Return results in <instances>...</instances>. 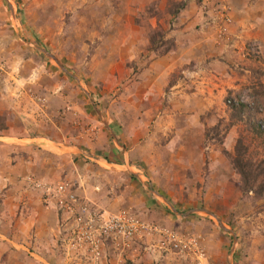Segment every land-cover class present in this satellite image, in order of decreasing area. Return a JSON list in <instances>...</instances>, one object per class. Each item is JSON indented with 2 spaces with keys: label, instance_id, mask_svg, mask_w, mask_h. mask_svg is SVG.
Wrapping results in <instances>:
<instances>
[{
  "label": "rangeland",
  "instance_id": "rangeland-1",
  "mask_svg": "<svg viewBox=\"0 0 264 264\" xmlns=\"http://www.w3.org/2000/svg\"><path fill=\"white\" fill-rule=\"evenodd\" d=\"M94 91L98 98L89 97ZM237 104L246 106L242 114ZM91 107L111 119L122 107L131 123L108 134ZM256 129L264 132V0H0V137L33 140L0 146V168L22 160L28 170L16 174L32 200L44 212L59 209L47 190L65 185L74 193L79 164L52 149L106 145L116 134L135 153L143 147L148 162L161 155L162 173L183 191L169 197L218 219L186 230L86 203L97 215L124 213L147 228L116 239L93 231L90 245L77 241L75 213L59 209L67 215L57 226L64 248L86 252L89 263L109 256L120 264L128 252L135 264L144 245L173 264H226L229 248L233 264H264V134ZM237 150L257 175L250 183L234 165ZM10 249L0 244V261L30 264Z\"/></svg>",
  "mask_w": 264,
  "mask_h": 264
},
{
  "label": "crops",
  "instance_id": "crops-1",
  "mask_svg": "<svg viewBox=\"0 0 264 264\" xmlns=\"http://www.w3.org/2000/svg\"><path fill=\"white\" fill-rule=\"evenodd\" d=\"M64 70L66 71V69ZM72 77L76 80L74 76ZM79 85L81 84L79 83ZM140 90L141 88H138V92ZM88 95L89 97L92 95L94 98L99 97L97 91L88 92ZM89 110L90 114L96 116L95 119H99L98 121L108 134L111 131L115 132L119 127L126 128L131 123L125 120L122 107L118 110L115 109L116 117L118 114H122L120 119L104 116L106 113L103 114V111L97 107H91ZM143 123L146 124L145 119ZM138 135H142V133ZM111 138L106 145L98 142L94 147L78 143L68 146L66 143L60 142L56 147L58 152L52 149L54 156L64 155L57 159L67 160L73 165L79 164L80 167L74 166L76 170L71 178L73 191L80 202L89 203L88 205L91 207L103 208L110 214L119 210H130L132 214H139L145 219L162 221L164 224L186 230H198L199 226L209 220L214 225L217 224L216 216L212 212L204 210L202 206L195 205V208H189L188 204H182L184 205L182 206L177 203L175 195L172 197L167 195L171 191L176 190L180 193L183 191L181 185H178L179 188L175 187L174 183L176 182H171L169 177L162 173L160 154L148 155V162L143 147L138 148L139 145H136L139 152L135 153L134 148L126 147L124 141H120L116 134ZM136 140H140V138ZM13 141L28 142L33 140L0 137V146L9 149L11 148L10 143H14ZM98 144L102 150L97 148ZM20 161L22 160H17L15 163L8 161L9 164L7 162L5 167L0 168V178H2L0 193L4 194L3 199L5 198L0 204V244L5 245V248H11V256L16 255L19 260L24 256L31 258L27 259V261L30 260V264H91L87 261L89 257L86 252H71L64 248L65 234L61 233L57 226L60 222H66L67 215L56 209L54 205L55 208L52 207L50 211L44 212L38 200H32V193L19 182L20 177L16 174L18 171L28 170L27 166L19 163ZM86 161L89 162L85 163ZM81 162L84 164L81 165ZM89 165L92 168L86 175L85 169ZM28 167L31 170L29 165ZM2 169L4 172L1 171ZM58 171L59 168L54 167L51 173L55 175ZM46 174H48L47 171ZM235 247L238 249L237 241ZM108 248L109 246L106 245L104 251ZM141 248L144 250L138 252L136 257L138 260L135 264H173V260L167 254L162 262L161 258L163 257L160 256V252L149 250L144 245ZM232 250L233 248H229L230 254L226 258V264H233V255L236 250ZM128 254L127 252L124 255L120 264H130L127 260ZM8 256L10 255L5 254L4 258ZM0 262L1 264H11L5 259ZM133 263L132 261L131 264ZM101 264L119 263L110 259L109 256H103Z\"/></svg>",
  "mask_w": 264,
  "mask_h": 264
},
{
  "label": "built area",
  "instance_id": "built-area-1",
  "mask_svg": "<svg viewBox=\"0 0 264 264\" xmlns=\"http://www.w3.org/2000/svg\"><path fill=\"white\" fill-rule=\"evenodd\" d=\"M47 193L59 209L66 210L69 214L75 213L73 215L75 216V222L80 226V230L76 236L78 242L83 241L93 245L95 238L93 231L98 232L104 239H116L132 238L147 229L144 224L128 217L124 213L110 216L95 214L94 210H91L86 203L80 202L76 195L65 185H58L51 192L48 189ZM154 230L157 231L156 229ZM157 232L161 233L160 231ZM162 234L175 247L181 245V241L172 233L163 232Z\"/></svg>",
  "mask_w": 264,
  "mask_h": 264
},
{
  "label": "trees",
  "instance_id": "trees-1",
  "mask_svg": "<svg viewBox=\"0 0 264 264\" xmlns=\"http://www.w3.org/2000/svg\"><path fill=\"white\" fill-rule=\"evenodd\" d=\"M245 107H246V106H244V105L237 104V106H235V107H233V108H234V110L236 111V115H238V114H242V112L244 111ZM256 133H257L259 136H261V135L264 134V132L261 131V130H259V129H256ZM236 154H237V155H236V157L234 158V165H236V166L240 169V173H241L242 176H245V177H248V176H249V180H248V182H246V180H247L248 178H245V179H244L245 182H246V183H250L251 181H254V179L257 178V177H256L257 175L252 176L253 173H249V171H247V170L250 168V166H252L251 162L248 161V160L245 158L244 153L242 154L240 151L237 150ZM250 169H251V168H250ZM261 172H262V170L258 171V173H261ZM263 175H264V174H263ZM258 190H263V191H264V181L261 183L260 189H258ZM247 192L255 193L256 191H253V190H251V189H246V190L244 191V193H247Z\"/></svg>",
  "mask_w": 264,
  "mask_h": 264
}]
</instances>
